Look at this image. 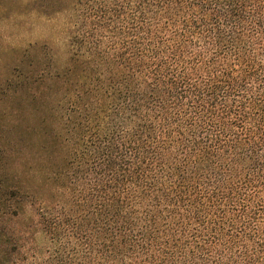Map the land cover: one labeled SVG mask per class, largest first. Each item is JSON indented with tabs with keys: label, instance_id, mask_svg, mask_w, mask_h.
Instances as JSON below:
<instances>
[{
	"label": "trees",
	"instance_id": "trees-1",
	"mask_svg": "<svg viewBox=\"0 0 264 264\" xmlns=\"http://www.w3.org/2000/svg\"><path fill=\"white\" fill-rule=\"evenodd\" d=\"M64 1L70 66L0 90L38 84L1 107L0 264H264V0Z\"/></svg>",
	"mask_w": 264,
	"mask_h": 264
},
{
	"label": "rangeland",
	"instance_id": "rangeland-1",
	"mask_svg": "<svg viewBox=\"0 0 264 264\" xmlns=\"http://www.w3.org/2000/svg\"><path fill=\"white\" fill-rule=\"evenodd\" d=\"M60 2L61 9L53 13L50 7L53 0H0V90H5L8 79L16 85L21 69L29 77L43 71L49 77L63 74L70 66L71 29L77 14L71 4ZM47 83L55 87L53 82ZM59 86L63 94L66 88ZM37 89L38 84L31 82L25 95L19 91L9 101H0V114L1 107L34 106L31 96ZM25 114L33 124L31 109ZM37 239L44 246V236L40 234Z\"/></svg>",
	"mask_w": 264,
	"mask_h": 264
}]
</instances>
